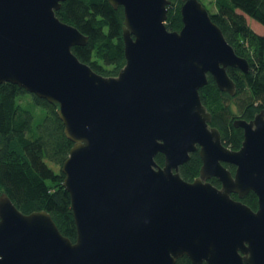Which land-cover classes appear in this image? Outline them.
<instances>
[{
    "label": "water",
    "instance_id": "1",
    "mask_svg": "<svg viewBox=\"0 0 264 264\" xmlns=\"http://www.w3.org/2000/svg\"><path fill=\"white\" fill-rule=\"evenodd\" d=\"M64 1L0 0V86L57 106L73 143L60 172L76 239L2 193L0 264H264V112L233 122L243 141L232 151L199 94L210 76L234 96L227 69L248 73V61L199 0L180 7L179 31L165 26L170 0H107L123 9L125 65L104 77L72 53L88 38L57 18ZM195 152L187 182L179 167ZM249 192L255 211L241 202Z\"/></svg>",
    "mask_w": 264,
    "mask_h": 264
},
{
    "label": "trees",
    "instance_id": "2",
    "mask_svg": "<svg viewBox=\"0 0 264 264\" xmlns=\"http://www.w3.org/2000/svg\"><path fill=\"white\" fill-rule=\"evenodd\" d=\"M170 1L165 26L168 31H179L180 7L185 0ZM214 5L215 12L207 10L212 21L236 55L248 61L249 71L227 69L236 86L234 96L219 91L210 76L199 94L212 116L210 126L219 130L227 148L237 151L243 141V131L235 128L233 122L250 121L264 112V34L255 33L247 23L248 18L264 28V0H214ZM55 14L88 38L85 46L72 48L81 63L104 77L118 75L125 65L122 7L114 9L107 0H65ZM56 110V105L16 85L0 86V194L5 193L23 214L46 211L61 234L75 242L69 194L62 185L64 176L55 170L66 160L73 143L65 137ZM155 161L162 166L164 158L158 154ZM200 166L201 160L195 152L179 167V175L184 181L192 182L198 177ZM210 183L220 186L216 179ZM232 197L238 199L236 195ZM241 202L253 211L258 207L253 192ZM175 264L192 263L182 257Z\"/></svg>",
    "mask_w": 264,
    "mask_h": 264
},
{
    "label": "rangeland",
    "instance_id": "3",
    "mask_svg": "<svg viewBox=\"0 0 264 264\" xmlns=\"http://www.w3.org/2000/svg\"><path fill=\"white\" fill-rule=\"evenodd\" d=\"M203 5L206 7V9L208 11H210V13L215 12V5H214V0H202ZM247 23L249 24V26L252 28V30L257 33V34H264V28L261 27L259 24H257L256 22L249 20L247 18ZM231 105H233L234 103L230 102ZM233 111H236V108L232 106ZM61 168V167H60ZM55 168V170H60ZM197 178V177H196Z\"/></svg>",
    "mask_w": 264,
    "mask_h": 264
},
{
    "label": "flooded vegetation",
    "instance_id": "4",
    "mask_svg": "<svg viewBox=\"0 0 264 264\" xmlns=\"http://www.w3.org/2000/svg\"><path fill=\"white\" fill-rule=\"evenodd\" d=\"M225 166H228L227 168L229 169V168H231L232 170H230L232 173H234V170H235V168H234V166H230V165H225ZM233 198V197H232ZM234 199V198H233ZM235 200H237V199H235Z\"/></svg>",
    "mask_w": 264,
    "mask_h": 264
},
{
    "label": "bare ground",
    "instance_id": "5",
    "mask_svg": "<svg viewBox=\"0 0 264 264\" xmlns=\"http://www.w3.org/2000/svg\"><path fill=\"white\" fill-rule=\"evenodd\" d=\"M36 121V120H35Z\"/></svg>",
    "mask_w": 264,
    "mask_h": 264
}]
</instances>
